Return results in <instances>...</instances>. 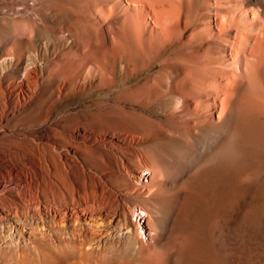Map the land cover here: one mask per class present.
<instances>
[{
    "label": "rangeland",
    "instance_id": "1",
    "mask_svg": "<svg viewBox=\"0 0 264 264\" xmlns=\"http://www.w3.org/2000/svg\"><path fill=\"white\" fill-rule=\"evenodd\" d=\"M129 5L130 0H0L1 170L7 158L37 165L41 195H139L121 202L137 224L141 195H200L199 222L217 216L233 244L224 239L221 253L212 250L200 226L196 264H264V151L244 157L232 171L237 177L227 180L226 186H240L244 195L196 184L217 147L202 150L207 130L191 137L173 116L179 95L159 96L149 88L156 76L183 77L182 57L190 49L155 45L163 63L151 65L136 41L142 31L140 36L150 37L152 18L137 26L123 19ZM200 10L197 2L188 10L186 28L179 24L184 40L200 42ZM178 214L177 229L184 224Z\"/></svg>",
    "mask_w": 264,
    "mask_h": 264
},
{
    "label": "bare ground",
    "instance_id": "2",
    "mask_svg": "<svg viewBox=\"0 0 264 264\" xmlns=\"http://www.w3.org/2000/svg\"><path fill=\"white\" fill-rule=\"evenodd\" d=\"M130 1L123 19L137 26L143 20L149 25L152 18L150 37L140 36L143 31H139L136 41L151 65L160 59L153 51L155 45L190 49L182 57L183 77L156 76L149 88L159 96L179 95L173 116L191 137L200 128L207 130L202 150L217 147L204 163L202 175L200 170L197 173L198 183L192 185L201 183L211 191L227 187L228 194H243L240 186L230 188L226 183L244 157L264 151V0ZM197 2L203 9L200 42L192 37L184 40L179 24L186 28L188 12ZM209 15L215 21L206 20ZM199 50L200 59L195 60ZM125 58L123 51L122 70L127 75ZM4 162L5 169L0 165V264H196L201 229L208 246L223 251L225 232L221 233L219 218L199 222L200 195H141L137 224L121 202L139 195H41L37 165L17 164L9 158ZM177 214L183 215L184 224L176 230Z\"/></svg>",
    "mask_w": 264,
    "mask_h": 264
}]
</instances>
